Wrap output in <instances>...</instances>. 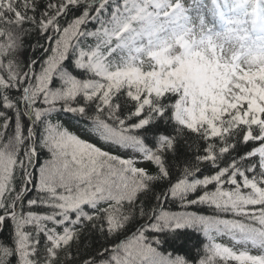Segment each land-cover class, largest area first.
<instances>
[{"label": "snow or ice", "instance_id": "obj_1", "mask_svg": "<svg viewBox=\"0 0 264 264\" xmlns=\"http://www.w3.org/2000/svg\"><path fill=\"white\" fill-rule=\"evenodd\" d=\"M0 264H264V0H0Z\"/></svg>", "mask_w": 264, "mask_h": 264}, {"label": "trees", "instance_id": "obj_2", "mask_svg": "<svg viewBox=\"0 0 264 264\" xmlns=\"http://www.w3.org/2000/svg\"><path fill=\"white\" fill-rule=\"evenodd\" d=\"M169 207L172 210H180L178 205H176V206L169 205ZM202 211L205 212L206 214H210V212H211V210L207 209V208H202Z\"/></svg>", "mask_w": 264, "mask_h": 264}]
</instances>
